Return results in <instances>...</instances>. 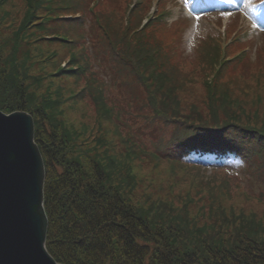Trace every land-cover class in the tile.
I'll use <instances>...</instances> for the list:
<instances>
[{
	"label": "rangeland",
	"instance_id": "obj_1",
	"mask_svg": "<svg viewBox=\"0 0 264 264\" xmlns=\"http://www.w3.org/2000/svg\"><path fill=\"white\" fill-rule=\"evenodd\" d=\"M134 1L87 0V5L95 3L92 10L86 8L84 18L58 21L64 25L60 28H67L70 36L75 39L69 45L51 40L47 36L38 39L41 32L37 31L32 35L26 33L17 35L18 23L24 13L26 0H3L0 4V74L3 77L8 72L12 64L6 66L4 61L8 62L9 56L14 52L18 63H15L16 80L20 85L19 92H22V96L18 93L14 98L23 102L26 108L15 110H24L32 115L35 136L34 120L36 121L38 117L37 106L45 105L47 95L57 97L55 91H58L64 101L52 107L55 117H49L52 115L51 105L43 108L49 115L46 117L56 127H53L54 129L58 130L63 123L72 130L73 140L79 141V144L85 147L98 145L100 151L106 149L108 154H115L121 159L131 149L136 152L130 162L133 165L129 168L132 174H124L129 178L128 182L131 185V188L128 186L127 192L132 203L147 206L160 197L168 198L170 202L174 201V206H178L176 209H183L181 196L185 192L189 191L192 194L200 192L196 198H200L203 193L206 200L209 199L211 192L227 207L225 210L229 216L232 208L236 214L241 213L251 218L250 220L253 218L259 220L264 229V146L253 164L244 168L235 160L192 167L177 164L167 156L173 154L169 152L168 147L175 134L195 131L190 129L192 127L190 125H179L178 121L208 120L205 78L210 70L207 60L209 58L204 51L211 48V45L204 41L209 35L221 33L225 26L227 28L217 38L221 44H225V56L230 60L220 72V84L227 86L231 98L243 99L240 106L246 113L257 111L260 115L263 114L264 31L256 32L260 27L264 30L262 4L250 0H221L223 6H227L223 10L236 8L242 10V15H235V18L226 24V18L217 17L215 10L200 17L198 14L205 10V5H201L198 0H168L167 5L172 10V17L166 20L173 21L179 18L184 25L167 24L160 20L154 21L153 25L150 23L146 29V32L151 33L162 43L169 52L172 62L169 63L168 73L175 88L163 101L167 107L175 105V109L174 112H170L169 121L166 122L154 115L156 107L147 101L146 94L149 95L150 92L144 89L131 73L130 66L124 65L119 56L115 55L119 48L110 42L106 32L107 29L112 32L116 27L120 29L123 27L127 7H130L128 6L130 3L134 4ZM165 5L166 3L161 0H147L142 4V9H134L135 12L128 19L138 22L142 17L144 21L146 17L162 11ZM182 6L193 15H189L190 19L183 18L185 15ZM206 6L212 7L208 4ZM69 9L58 11L64 14H75L78 11V8ZM138 12L141 16L139 19ZM95 13L110 15L105 21L106 26L109 25L108 28L101 30L93 22ZM242 51L244 53L237 58ZM71 52L75 53L76 60L83 68L88 65L83 79L76 72L70 73L71 75L60 73L49 77V71L56 67L72 64L67 62ZM130 61L134 62L132 59ZM32 75L41 78L39 82H34ZM85 79H95L98 82L105 80L103 81L105 99L113 106L118 118L114 117L111 121L103 119L102 126H97L96 105L87 92H81ZM3 90L4 88L0 86V92ZM30 93L32 97L29 98ZM76 93L79 94L69 98L70 94ZM155 101H159V98L156 97ZM99 141L101 144H98ZM69 146L68 148L73 150L72 143ZM72 152L74 155L79 154L77 151ZM252 157L256 156L251 155L249 159ZM128 159L131 158L128 156ZM128 159L125 157L126 164L129 162ZM185 210H188L190 217L198 218L200 224L215 221L216 226L221 223V229L228 230L229 233L233 227L240 224L239 220L232 218L226 221L214 215L211 217L207 215L206 209L203 210V216L198 217L197 208L193 204L187 205ZM262 232L264 233V230Z\"/></svg>",
	"mask_w": 264,
	"mask_h": 264
},
{
	"label": "trees",
	"instance_id": "obj_2",
	"mask_svg": "<svg viewBox=\"0 0 264 264\" xmlns=\"http://www.w3.org/2000/svg\"><path fill=\"white\" fill-rule=\"evenodd\" d=\"M2 2L0 0V4ZM86 5L87 0H26L16 34L32 35L37 31L41 32L38 39L47 36L70 45L75 39L67 28H60L64 25L58 21L65 19H61L64 13L58 10L78 8L77 13L85 16ZM109 16L95 15L102 30ZM137 25V21L130 22L121 29L116 27L112 32L107 29V32L124 56L115 55L124 65L130 66L131 73L150 92L146 94L147 101L156 107L154 115L168 122L170 112L175 109V105L167 107L163 101L175 88L168 73L169 59H160L162 55L146 40L138 46L132 42L128 32ZM67 62L72 64L58 66L49 71L48 76L76 72L83 79L88 65L82 68L74 52L68 55ZM4 63L12 65L3 77L0 74V86L4 88L0 92V109L7 112L26 109L23 102L14 98L18 93L22 96L16 80L15 53ZM40 79L32 75L34 82ZM83 87L81 92H87L96 105L95 123L98 127L102 126L103 119L118 118L113 106L105 99L101 82L85 79ZM206 87L208 120L178 121L179 125H190L195 131L175 134L168 147L173 154L167 156L177 164L192 167L223 160H235L242 168L248 167L259 157L264 146V112L262 115L257 111L246 113L240 106L243 99L229 100L224 92L220 93L217 103L213 101L214 89L207 83ZM55 94L57 97L46 96L44 106H37L34 139L41 150L45 168V245L57 261L65 264H264L262 224L255 218L250 220L241 213L236 214L232 208L229 216L225 210L227 207L211 192L207 200L203 193L196 198L200 192H185L181 196L183 209H176L178 206H174L173 200L170 202L168 198L160 197L147 206L132 203L127 192L131 185L124 174H132L129 168L133 166L130 162L136 154L134 149L121 159L108 154L106 149L100 151L98 145L85 147L79 144L73 140L72 130L63 123L58 130L54 129L43 108L51 105L52 115L49 117H55L52 107L64 101L60 92L55 91ZM77 94H70L69 98ZM156 97L159 101H155ZM71 143L73 150L68 148ZM72 151L79 154L74 155ZM251 155L256 157L249 159ZM125 157L129 160L127 164ZM189 204L197 208L198 217L203 216L206 209L211 217L214 215L226 221L232 218L239 220L240 224L233 227L231 233L221 229V223L216 226L215 221L200 224L198 218L190 217L185 210Z\"/></svg>",
	"mask_w": 264,
	"mask_h": 264
},
{
	"label": "water",
	"instance_id": "obj_3",
	"mask_svg": "<svg viewBox=\"0 0 264 264\" xmlns=\"http://www.w3.org/2000/svg\"><path fill=\"white\" fill-rule=\"evenodd\" d=\"M44 179L32 115L0 110V264H64L45 245Z\"/></svg>",
	"mask_w": 264,
	"mask_h": 264
},
{
	"label": "bare ground",
	"instance_id": "obj_4",
	"mask_svg": "<svg viewBox=\"0 0 264 264\" xmlns=\"http://www.w3.org/2000/svg\"><path fill=\"white\" fill-rule=\"evenodd\" d=\"M44 170H45V168H44Z\"/></svg>",
	"mask_w": 264,
	"mask_h": 264
}]
</instances>
